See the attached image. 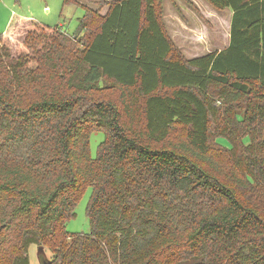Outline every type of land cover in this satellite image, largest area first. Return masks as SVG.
Segmentation results:
<instances>
[{
    "label": "trees",
    "instance_id": "obj_1",
    "mask_svg": "<svg viewBox=\"0 0 264 264\" xmlns=\"http://www.w3.org/2000/svg\"><path fill=\"white\" fill-rule=\"evenodd\" d=\"M163 1L63 0L84 11L71 36L0 34V264L32 245L50 264H264V0H204L232 13L229 45L192 58ZM88 187L89 233L69 234Z\"/></svg>",
    "mask_w": 264,
    "mask_h": 264
},
{
    "label": "rangeland",
    "instance_id": "obj_2",
    "mask_svg": "<svg viewBox=\"0 0 264 264\" xmlns=\"http://www.w3.org/2000/svg\"><path fill=\"white\" fill-rule=\"evenodd\" d=\"M70 1L83 2L93 10L100 2V0ZM83 15L82 8L64 5L63 0H0V34L6 33L11 23L22 18L49 28L59 27L61 32L71 36ZM231 17L230 10L215 9L204 0L163 1L165 28L186 58L224 50L229 45ZM85 36L83 34L81 38L85 39ZM74 44L77 45V42L74 41ZM98 96L107 98L106 93H100ZM116 96H112L111 99H116ZM103 139L102 133L90 136V154L93 158L96 156L97 146ZM217 142L228 146L225 140ZM91 193L92 189L86 188L75 207V218L66 223V231L69 234L89 233L90 225L85 211ZM43 250L46 258L52 259L49 248L44 246ZM40 253L38 246H30L28 250L30 264H42Z\"/></svg>",
    "mask_w": 264,
    "mask_h": 264
},
{
    "label": "water",
    "instance_id": "obj_3",
    "mask_svg": "<svg viewBox=\"0 0 264 264\" xmlns=\"http://www.w3.org/2000/svg\"><path fill=\"white\" fill-rule=\"evenodd\" d=\"M40 248V254H41V257H42V264H50V262L48 261V259L46 258L45 254H44V251H43V248L39 247Z\"/></svg>",
    "mask_w": 264,
    "mask_h": 264
},
{
    "label": "crops",
    "instance_id": "obj_4",
    "mask_svg": "<svg viewBox=\"0 0 264 264\" xmlns=\"http://www.w3.org/2000/svg\"><path fill=\"white\" fill-rule=\"evenodd\" d=\"M107 1H110V0H107ZM11 24H12V23H11ZM9 29H10V28H9ZM9 29H8V31H9ZM8 31H7V32H8ZM7 32H6V33H7ZM4 34H5V33H4Z\"/></svg>",
    "mask_w": 264,
    "mask_h": 264
}]
</instances>
